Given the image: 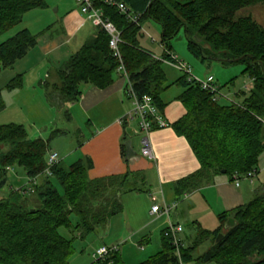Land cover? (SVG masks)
I'll return each mask as SVG.
<instances>
[{"label":"trees","instance_id":"16d2710c","mask_svg":"<svg viewBox=\"0 0 264 264\" xmlns=\"http://www.w3.org/2000/svg\"><path fill=\"white\" fill-rule=\"evenodd\" d=\"M106 1L98 0L95 6L121 33L119 51L133 90L140 97H152L161 111L165 107L162 95L169 89L161 59L171 60V41L181 31L189 51L202 64L244 65V75L252 81L251 89L237 96L241 103L226 104L185 75L177 81L185 89L179 99L186 114L173 128L188 140L201 165L197 173L176 184L178 195L201 188L223 172L233 179L235 174L258 170L264 154V29L251 16L239 13L264 4V0H113L126 5L132 16H139L137 23ZM47 8L45 0H0V36L21 25L30 11ZM146 22L161 28L162 57L140 45ZM95 28V35L41 84L47 101L68 123L67 106L81 100V87L109 88L121 65L110 48V36ZM38 38L23 30L1 44L0 73L24 59L37 46ZM22 87L23 77L19 76L7 89ZM2 97L0 91V113L5 109ZM49 147V141L31 139L23 125L0 126V192L8 184V167L23 169L28 180L39 178L33 194L24 196L11 188L9 196L0 199V264H70L76 253L74 242L62 236L60 229H74L71 217L79 219L76 231L84 239L123 211L121 196L125 192L138 191L134 187L141 174L89 179L93 168L89 158L72 165L61 160L52 169V177H46ZM114 187L118 192L109 197ZM230 220L235 225L226 228ZM219 221L216 231L201 230L189 247L184 245L185 264H264V193L219 216ZM224 231L228 233L224 235ZM219 235L223 238L218 242ZM162 239L161 251L141 264H179L171 242ZM208 241L209 249L194 258ZM92 264L126 263L118 251L106 261Z\"/></svg>","mask_w":264,"mask_h":264},{"label":"crops","instance_id":"0c3cea01","mask_svg":"<svg viewBox=\"0 0 264 264\" xmlns=\"http://www.w3.org/2000/svg\"><path fill=\"white\" fill-rule=\"evenodd\" d=\"M45 1L48 8L27 13L23 25L21 24L22 28L17 32L28 30L32 35L39 36L37 46L12 69L0 73V80L2 76H6L4 87L15 78L22 76L23 87L19 92H28L31 97L35 95L42 103H46L47 99L41 84L77 53L96 32L92 22L81 15L76 0ZM53 8H55L54 12ZM127 86L124 74L117 70L112 86L104 90L88 85L82 86L81 100L67 106L71 114V121L68 124H74L79 136L82 137L77 149L80 154L79 160L89 158L93 163V168L88 172L89 179L97 180L134 173L141 174L142 179L144 178L142 182H145L146 179L148 180L146 175L149 174V185L154 192L150 191L149 196L140 199L139 203L136 202L138 200L136 198L142 196L141 190L125 192L123 211L114 216L108 224L111 226L117 216L125 214L124 232L117 238L111 239L109 245L102 247L127 244V241L135 240L140 234L143 236L136 240V243L140 246L143 244L155 246L150 234L156 232L159 234V239L155 247H159L157 251L160 252L163 231L167 227L168 220L164 216L152 215V207L175 204L177 207L171 215V221L183 227L184 231L181 235L183 243V238H186L187 242L192 244L198 237L199 231L214 232L220 227L219 216L251 203L258 194L264 193V179L261 180L263 172L258 173L253 180L242 181L239 187L235 186L230 176L222 174L191 193L178 195L176 184L201 169L200 162L188 140L179 136L173 128V124L186 114V109L179 99L185 89L176 96L170 97L165 93L162 95L165 105L162 115L170 127L152 133L150 141L153 158H147L141 153V136L137 126H126L121 122L132 108V102L126 95ZM249 89H251L250 85H247L245 91ZM80 115L88 117L86 127L77 122ZM64 133L63 131L62 134ZM136 137L139 140L138 145L134 142ZM127 142L131 143L132 150L136 153L129 158L125 146ZM261 159L262 157L260 161ZM62 160L66 164L63 157ZM260 168L261 166L258 165L257 169ZM12 169L11 172H15L16 167ZM25 176L27 178L26 173ZM17 181H21V177H18ZM183 223H190V228L195 230L197 235L186 236ZM209 223H218V227L213 231L207 230ZM129 231H135L137 234H130L125 238L123 235ZM184 245L187 247L186 242ZM125 250L120 248L119 251L127 264L129 260L126 259L128 256Z\"/></svg>","mask_w":264,"mask_h":264},{"label":"rangeland","instance_id":"374dc122","mask_svg":"<svg viewBox=\"0 0 264 264\" xmlns=\"http://www.w3.org/2000/svg\"><path fill=\"white\" fill-rule=\"evenodd\" d=\"M54 11L55 8H53V12ZM81 15L84 16L82 13ZM239 16H251L264 29V4H258L256 6L245 9L239 13ZM84 17L87 19L86 16ZM22 25H19L11 31L0 36V45L16 35V33L22 28ZM162 41V31L160 26L154 24L153 22H146L143 25V36L139 39L141 47L155 54L156 57H161L164 54V49L161 45ZM171 44L175 56H177L180 61L185 62L190 66L193 77L202 81H205L209 76H213L215 78L216 82L222 88L221 93L229 99H222L220 101L221 104H226V102L230 103L233 101L241 103V97L237 96L240 95L241 92L245 91L247 85H250V88L252 87V82L249 76L244 75V65L224 67L220 63L209 64L206 62L205 64H202L201 60H198L189 51L188 41L185 37L184 31H181L179 35L171 41ZM164 71L166 73L169 85V89L165 92V94L172 97V95L176 96L178 92L182 93V91H184V88L177 85V81L182 78L183 74L168 65H164ZM5 78L6 76H2L0 80V90H2V99L5 105L4 111L0 113V126H6L10 124L23 125L30 134L31 139L41 138L43 140L49 141L50 149L48 156L56 152L60 155L61 159L62 157L65 159L67 165H72L77 160H79L80 154L78 153L77 149L79 148L78 142H81L82 137L79 136V132L75 128V125L68 124L63 115L57 116V108L52 106L48 101V103H42L38 98H36L35 95L31 97L28 92H19L20 89H17L16 91L8 90L7 87H4L6 86ZM88 121L89 120L86 115H80L79 119L77 120V122L82 124L84 127H86L85 124ZM132 126H134V124ZM57 129L61 130L60 133H56ZM63 131L65 132L64 134H62ZM134 142L138 145L139 140L137 139V137L135 138ZM4 151H8V147H4ZM0 153H2L1 150ZM259 165L261 166V168L258 170V173L261 174L264 172V154L262 155V159ZM146 176L149 180V174ZM18 177H21V181H17ZM143 179L139 177L138 182H136L134 187L136 190H141V192L143 193L140 198H136L138 199L136 200V202L138 203L139 201H141L140 199L147 198L150 191H153L152 187L149 185L150 182L147 179L145 182H142ZM262 179H264V175L261 177V180ZM28 181L29 180L26 178L23 169L16 167L15 172H9L8 184L6 188L0 192V199L9 196L12 190L11 188L18 189L20 187H23L28 183ZM117 192L118 188L114 187L109 193V197L114 196ZM124 194L121 196V202L123 203V205L125 204L126 196ZM99 202L97 201L95 205H97ZM174 211L175 210H173V212L171 213L172 215ZM113 221L114 222L113 224H111V226L107 225L105 227L99 228L96 233L90 234L84 239H81L80 235L76 231V228L79 224V219L76 216H72L71 223L74 229H60V233L62 236L74 242L73 245L76 253L70 260V264L94 263V252L98 251L102 247V245H109L111 243V239L117 238L124 232L123 229L125 228V214L117 216L116 220ZM183 224L185 226L184 233L186 234V236L197 235L195 230L190 228V223ZM217 227L218 223H209L206 229L213 231ZM223 233L224 235H226L228 232L224 231ZM130 234L135 235L137 233L135 231H129L123 236L125 238H128ZM150 235L156 246V243L159 239V234L153 232V234L151 233ZM142 236L143 234L137 235L135 240L131 242L127 241V244L121 243L118 245L119 250L120 248L122 250H127L128 257H126V259L129 260L127 264H141L148 260L150 257L157 254V249L159 247L156 248L151 244H143L140 246L138 243H136V240L140 239ZM183 240L184 243L186 242L187 247L191 245L190 242H187L186 238H183ZM209 244L210 243L208 242L206 244H202L197 249L194 258L199 257L205 251H207L209 249Z\"/></svg>","mask_w":264,"mask_h":264},{"label":"built area","instance_id":"2783aa9c","mask_svg":"<svg viewBox=\"0 0 264 264\" xmlns=\"http://www.w3.org/2000/svg\"><path fill=\"white\" fill-rule=\"evenodd\" d=\"M98 0H76V3L81 11V13L87 17L89 21L92 22L94 27L101 28L107 32L110 36V48L114 52L115 57L120 60L119 71L124 74L127 81L126 95L128 99L132 102L131 110L121 119V122L126 126H132L133 124L137 126V130L141 136V153L144 157L153 158L151 150V135L155 130L164 129L170 127L169 123L165 120L162 115V111L155 104L152 97L144 95L142 97L138 96L130 83L129 77L126 73L125 67L123 65L122 56L119 51V45L122 42L121 33L116 28V26L108 19H105L103 12L96 8V3ZM111 6L117 7L122 15H128L132 22L137 23L139 16H132L128 7L122 3L115 2L113 0H107ZM161 61L171 66L188 78V81H194L202 88L203 91L211 93L216 100L226 99L229 100L224 94L221 93L220 86L216 82L213 76H209L205 81L193 77L191 68L185 62L180 61L175 55L171 54V60ZM250 90V89H249ZM234 102V101H233ZM62 159L60 155L56 152L48 156L47 170L44 175L46 177H52V169L60 163ZM7 170L11 172L12 167H8ZM258 175V170L249 172L246 175L235 174L233 176V182L236 187H239L242 181L253 180ZM39 183V178L29 179L28 183L16 189V191L24 196H29L35 192V187ZM177 204L173 206H159L155 205L152 207V215L160 217L164 216L168 220L167 227L163 231V236L165 239L169 240L173 247L175 248L176 255L179 264H185L182 258V249L184 248V243L181 239V235L184 231L183 227L176 225L171 221V213L175 210ZM119 251V246L113 247H101L98 251L93 254L95 262L106 261L114 253Z\"/></svg>","mask_w":264,"mask_h":264},{"label":"water","instance_id":"95a60500","mask_svg":"<svg viewBox=\"0 0 264 264\" xmlns=\"http://www.w3.org/2000/svg\"><path fill=\"white\" fill-rule=\"evenodd\" d=\"M125 146L127 147V149H128V153H127V157L129 158L130 156H132V154L134 155V154H136L133 150H132V146H131V143L130 142H127L126 144H125ZM223 174H225V172H223ZM234 221L233 220H230L229 222H228V224L226 225V228H233L234 227ZM223 238V235H219V237H218V242L221 240Z\"/></svg>","mask_w":264,"mask_h":264}]
</instances>
